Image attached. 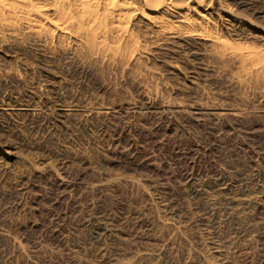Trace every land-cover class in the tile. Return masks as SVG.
Listing matches in <instances>:
<instances>
[{
  "label": "rangeland",
  "instance_id": "obj_1",
  "mask_svg": "<svg viewBox=\"0 0 264 264\" xmlns=\"http://www.w3.org/2000/svg\"><path fill=\"white\" fill-rule=\"evenodd\" d=\"M4 52L71 113L0 116V264H264V97L232 65L151 59L104 92Z\"/></svg>",
  "mask_w": 264,
  "mask_h": 264
},
{
  "label": "bare ground",
  "instance_id": "obj_2",
  "mask_svg": "<svg viewBox=\"0 0 264 264\" xmlns=\"http://www.w3.org/2000/svg\"><path fill=\"white\" fill-rule=\"evenodd\" d=\"M209 50L215 61L232 65L233 74L243 78L242 95L254 88L264 97V0H0V116L33 115L42 107L60 116L71 113L37 100L33 92L22 93L30 100L19 102L10 92L22 95L18 90L26 86L29 71L22 62L10 66L4 51L31 56L44 71L55 68L59 77H51L50 84L60 85L65 69L82 80L99 77L105 92L104 76L109 79L115 67L124 71L151 59L164 66L193 64ZM3 151L1 167L17 162Z\"/></svg>",
  "mask_w": 264,
  "mask_h": 264
}]
</instances>
